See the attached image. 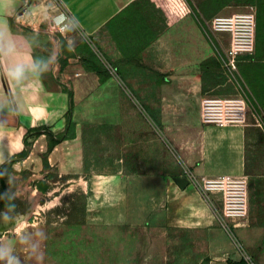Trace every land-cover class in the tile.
<instances>
[{"label":"rangeland","instance_id":"1","mask_svg":"<svg viewBox=\"0 0 264 264\" xmlns=\"http://www.w3.org/2000/svg\"><path fill=\"white\" fill-rule=\"evenodd\" d=\"M163 1L148 0L149 5L144 7L153 15L155 39L163 28ZM169 1L172 7L170 13L166 8L170 15L165 16L166 27L189 15L201 33L200 42L198 29L188 18L171 29V36H177V51L185 49L187 63L199 68L197 73L204 80L203 96L244 100L247 118L260 122L264 129V0ZM48 13L41 31L54 34L62 47L81 42L76 32H66L62 24L55 22L51 8L43 10L42 15ZM236 14L253 15V40L248 50L233 56L229 53L231 33L217 30L213 19ZM161 47L160 42L155 51L150 50L146 57L138 55L134 62H161ZM93 48L89 52L85 49L89 64L109 75L112 65L108 58L96 46ZM143 72H135L136 77L149 74ZM125 83L117 89L123 97L122 120L117 129L99 122V105L95 104L96 124L89 128L92 142L88 144L84 173L61 174L46 160L38 166L16 162L7 169V188L16 195L26 218L1 234L0 244L12 243L22 264H264V183L253 204L249 198L243 226H234L223 213L217 226H151L154 212L161 210L163 176L178 170L180 160L173 145L168 148L158 134L160 118L155 117L153 122L146 103L135 104L129 98H141L146 86ZM153 127L154 157L147 150L148 133ZM105 129L110 141L104 150L99 145V133ZM120 129L123 142L118 145L115 132L118 138ZM261 138L264 140V135ZM163 148L169 149L170 159H163ZM21 235L35 247L34 254L25 251Z\"/></svg>","mask_w":264,"mask_h":264},{"label":"crops","instance_id":"2","mask_svg":"<svg viewBox=\"0 0 264 264\" xmlns=\"http://www.w3.org/2000/svg\"><path fill=\"white\" fill-rule=\"evenodd\" d=\"M148 5V0H18V14L10 20L13 30L20 38L31 41L32 56L55 59L50 70L41 76L33 94L35 102L28 112L0 110V157L4 160L0 163V172L8 162L38 166L46 160L61 174L84 173L88 144L92 142L89 128L96 124L95 104L99 105V122L112 124L117 129L122 120L123 102L117 89L121 90L123 81L129 82L127 85L131 87L146 86L141 98L136 95L129 98L135 104L145 102L153 122L155 117L160 118L162 127L158 125V134L168 148L173 145L180 160L178 170L163 176L161 210L154 212L151 226H217L223 213L221 197L206 194L191 184L182 188L175 178L182 176L185 167L199 177L245 175L253 204L256 192L264 183L261 180L264 178L263 125L247 117L241 124L222 125L203 120L204 80L197 73L198 66L187 63L186 45L180 43L184 50L177 51L174 45L177 36H171V29L179 20L188 18L198 31L199 28L189 15L177 19L172 27H166V8L170 13L172 5L164 0L160 18L163 28L156 41L153 15L144 10ZM49 8L57 24L64 25L70 19L73 25L70 31L76 32L81 42L62 47L54 34L41 31L40 27L46 26L44 21L49 17V13L46 18L42 15L43 10ZM198 38L201 42V33ZM160 42L161 62L151 65L134 62L138 55L146 57L150 50L155 51ZM94 46L112 65L109 75L89 64L86 50L89 52ZM199 47L202 49L203 45ZM144 70L149 74L136 77L135 72ZM189 71L192 73H187ZM71 97L73 106L68 122ZM154 128L147 137V150L152 157ZM108 133L107 129L99 133V145L104 150L110 141ZM50 134L58 139L56 143H51ZM115 135V143L122 144L121 129L118 138L117 130ZM23 151L26 155L19 157ZM163 157H170L169 149L163 148ZM9 178L5 171V189L0 178V193L6 190L15 197L7 188Z\"/></svg>","mask_w":264,"mask_h":264},{"label":"clouds","instance_id":"3","mask_svg":"<svg viewBox=\"0 0 264 264\" xmlns=\"http://www.w3.org/2000/svg\"><path fill=\"white\" fill-rule=\"evenodd\" d=\"M17 14L18 0H0V110L10 113L21 110L28 112L30 105L35 102L33 94L39 86L41 76L50 70L55 59L51 56L44 59L31 55V41L20 38L10 23ZM63 27L66 31L72 30L70 19ZM0 163H4L2 157ZM4 175V172H0V178ZM0 199L6 201L3 219L7 222L13 218L7 214L8 210L15 208L13 196L6 191L0 193ZM20 243L25 245V251L29 255L35 253V247L29 244L27 237L21 235ZM0 264H22L12 243L0 244Z\"/></svg>","mask_w":264,"mask_h":264},{"label":"built area","instance_id":"4","mask_svg":"<svg viewBox=\"0 0 264 264\" xmlns=\"http://www.w3.org/2000/svg\"><path fill=\"white\" fill-rule=\"evenodd\" d=\"M253 15L236 14L217 16L214 27L231 33L229 53L233 56L248 50L253 40ZM203 120L219 124H241L246 121L247 112L242 99L206 97L202 103ZM182 176L188 184L199 187L206 194L219 195L223 204V215L233 221L234 226L246 224L249 212V182L247 176L222 175L213 178L199 177L192 169L185 167Z\"/></svg>","mask_w":264,"mask_h":264},{"label":"water","instance_id":"5","mask_svg":"<svg viewBox=\"0 0 264 264\" xmlns=\"http://www.w3.org/2000/svg\"><path fill=\"white\" fill-rule=\"evenodd\" d=\"M176 182L179 184L180 187L185 188L188 185V180L185 177H176ZM6 211H0V235L3 234L5 231L14 229L17 225L26 218V214L24 212H19L15 215L12 219H9L7 222L3 219ZM7 214L11 216L8 212ZM12 217V216H11Z\"/></svg>","mask_w":264,"mask_h":264},{"label":"trees","instance_id":"6","mask_svg":"<svg viewBox=\"0 0 264 264\" xmlns=\"http://www.w3.org/2000/svg\"><path fill=\"white\" fill-rule=\"evenodd\" d=\"M92 67H94L96 70L101 69L100 67H98V66H96V65H94V66L92 65ZM72 106H73V100H72V97H71V107H70L69 111L67 112V115H68V122H69L70 116H71V114H72ZM50 136H51V143H52V144H54V143H56V142L58 141V139L52 137V134H50ZM27 144H29V143L27 142ZM26 153H27L26 151H23L22 153H20L19 157H24V156L26 155ZM46 162H47V161H46ZM10 165H12V162H8V163H6V164L2 167L1 172H4V173H5V171H7L8 167H9ZM1 181H2V185H3L4 189H5V182H4V180H3V177L1 178ZM5 192H6V190H5ZM5 192H4V193H5ZM2 202H3L4 206H5V205H6V201H5L4 199H2ZM12 203H14V205H15V208L12 209V211H14L15 209L18 208V205H19V204H17L18 202H17V199H15V198H13Z\"/></svg>","mask_w":264,"mask_h":264},{"label":"flooded vegetation","instance_id":"7","mask_svg":"<svg viewBox=\"0 0 264 264\" xmlns=\"http://www.w3.org/2000/svg\"><path fill=\"white\" fill-rule=\"evenodd\" d=\"M13 198H15V199H17L16 197H13ZM17 204H19V201L17 200ZM0 211H6V208H5V206H4V204H3V202H2V199H0ZM12 217H14L15 215H17L19 212H23V209H22V207H21V203L18 205V208L17 209H15L14 211H12V210H8L7 211Z\"/></svg>","mask_w":264,"mask_h":264}]
</instances>
